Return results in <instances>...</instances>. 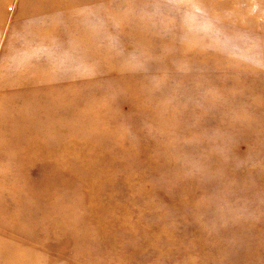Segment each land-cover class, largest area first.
Returning <instances> with one entry per match:
<instances>
[{
	"label": "rangeland",
	"instance_id": "obj_1",
	"mask_svg": "<svg viewBox=\"0 0 264 264\" xmlns=\"http://www.w3.org/2000/svg\"><path fill=\"white\" fill-rule=\"evenodd\" d=\"M0 264H264V0H0Z\"/></svg>",
	"mask_w": 264,
	"mask_h": 264
},
{
	"label": "bare ground",
	"instance_id": "obj_2",
	"mask_svg": "<svg viewBox=\"0 0 264 264\" xmlns=\"http://www.w3.org/2000/svg\"><path fill=\"white\" fill-rule=\"evenodd\" d=\"M67 16V15H66Z\"/></svg>",
	"mask_w": 264,
	"mask_h": 264
}]
</instances>
